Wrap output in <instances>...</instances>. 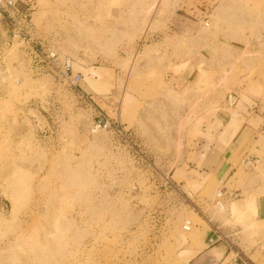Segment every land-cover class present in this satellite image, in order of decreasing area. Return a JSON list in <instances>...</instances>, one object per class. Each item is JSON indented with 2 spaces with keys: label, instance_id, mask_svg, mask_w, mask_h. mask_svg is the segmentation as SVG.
Returning a JSON list of instances; mask_svg holds the SVG:
<instances>
[{
  "label": "rangeland",
  "instance_id": "obj_1",
  "mask_svg": "<svg viewBox=\"0 0 264 264\" xmlns=\"http://www.w3.org/2000/svg\"><path fill=\"white\" fill-rule=\"evenodd\" d=\"M196 1L200 20L180 0H31L34 37L69 57L82 82L33 76L16 50L0 72V264H201L189 250L202 245L206 223L233 230L212 245L226 246L222 264L235 252L238 264H264V218L231 220L229 199L215 206L219 190H244L245 181L244 194L257 185L264 195L262 157L245 169L242 156L235 175L206 186L172 177L195 156L193 120L235 113L239 103L226 97L241 73L256 80L251 95L264 90V0ZM185 19L202 31L166 37ZM222 29L247 47L204 60L226 55L215 44ZM180 71L192 72L198 90L168 88L164 80ZM99 111L123 135L95 130ZM249 171L258 176L245 180Z\"/></svg>",
  "mask_w": 264,
  "mask_h": 264
},
{
  "label": "crops",
  "instance_id": "obj_2",
  "mask_svg": "<svg viewBox=\"0 0 264 264\" xmlns=\"http://www.w3.org/2000/svg\"><path fill=\"white\" fill-rule=\"evenodd\" d=\"M30 2L31 0H20L19 5L24 7L30 4ZM161 2H163V0H161ZM180 2H182L186 11L189 13H196L195 16L198 15L199 20L202 18L201 11L198 13L197 8L195 7L196 3L199 1L180 0ZM170 3H172V0H170ZM201 24V21L198 23H194L190 20L177 21L175 26H173V34L175 36L166 34V37L170 36L173 39L187 37V35L193 37L194 34L197 35L200 33V30L202 31L201 28L199 29ZM147 28H150V25H148ZM197 28L199 30H197ZM227 31L228 32L222 29L218 33L214 32L216 39L215 44L217 48L224 49L226 51V55L218 52V54L204 60L212 61L214 59L227 61L229 55H234L237 48H242L244 50L247 47L249 42H247L246 45V41L243 40L242 36L237 31ZM169 32H171V29ZM216 69L211 71L216 74L218 71L220 72L216 78L215 76H212L214 77V81H217L218 77L222 73L220 71L222 70V67L217 69L218 71ZM224 69L226 70L227 67L225 66ZM203 72L209 73L206 69H204ZM245 76H248L247 73H241L235 82L236 92L233 94L237 97V102L239 103L234 108L235 113L227 115L223 112L225 109H222V111H217L215 109L214 111H216V113H210L211 115L208 116L198 115L193 120L194 125L192 126V130L194 132V138L192 139H195L193 141H195L196 146L188 153H191L192 155L195 154V156L192 159L193 161L191 166H180L172 175V177L176 175L179 177L180 182L184 183L182 184V187L186 186V182L190 183V186H200L206 182V186L210 178H215L216 181L220 182L223 181L229 173L230 177H232L237 173V170L235 171L237 161L245 155L249 157H257L259 159L262 157L264 160V90H262L260 96L251 95L249 88L246 90L248 87L247 84L249 83V86H252L250 84H253L256 80H246ZM210 78L205 79V81L208 82ZM95 81L97 83L98 79H95ZM164 83L174 92L187 93L192 90L196 91L200 87L199 84H197V80L194 81L193 74L190 71L172 73L168 75V77L164 80ZM261 87L264 89V85H261ZM84 90L88 91L85 88ZM95 99L100 101V98ZM114 121L117 120L115 119ZM262 169L264 172V166H262ZM195 172H198L201 175L200 179L196 178V175L194 174ZM256 176L258 175L249 171L248 173L245 172L243 177L245 180L247 178L249 180ZM246 182L247 181L244 182V190L247 188ZM234 190L235 189H233L232 192L228 191V189H223V191L227 194L226 200H230L228 203V213L230 219V215L234 212H238V214H250L256 220L264 218V195H262V193L257 189V185L248 188L246 194L243 193V189L238 188L235 191ZM235 198L236 200L231 201V199ZM202 202L203 204L209 205L210 209L212 200H209V198H203ZM246 204L250 205V210L245 208ZM204 218L207 219V217ZM205 225L207 229L205 230L204 241L201 242L202 245H199V249L196 248L192 251L189 250V252H194L195 257H200V261H203L201 264H222V259L226 255L227 248L222 243H218L214 246L209 243V239L213 238L215 240L217 238L214 233V228L216 227L215 224L208 225L206 223ZM218 229L219 233L222 235L229 233V231H233L232 229L226 227L223 229L219 227ZM216 255H220V259H217L218 257ZM226 264H229V261Z\"/></svg>",
  "mask_w": 264,
  "mask_h": 264
},
{
  "label": "built area",
  "instance_id": "obj_3",
  "mask_svg": "<svg viewBox=\"0 0 264 264\" xmlns=\"http://www.w3.org/2000/svg\"><path fill=\"white\" fill-rule=\"evenodd\" d=\"M20 0H0V72L5 68V63L10 56V52L16 50L27 70L33 76L50 75L61 85H69L76 88L82 82V75L72 72V62L69 57H62L56 50L47 47L43 42L34 37L32 24L30 23L31 5L20 7ZM237 97L230 93L226 97L229 107L237 104ZM94 129L111 130L118 135H123L124 129L120 123L108 118L101 111L95 117ZM260 164L257 157L245 156L241 165L245 169H255ZM227 194L219 190L216 195L215 206L222 211ZM189 223L183 230L189 231ZM216 239H209L210 244L225 239L219 233L218 228H214ZM238 252L233 254L229 264H238Z\"/></svg>",
  "mask_w": 264,
  "mask_h": 264
},
{
  "label": "bare ground",
  "instance_id": "obj_4",
  "mask_svg": "<svg viewBox=\"0 0 264 264\" xmlns=\"http://www.w3.org/2000/svg\"><path fill=\"white\" fill-rule=\"evenodd\" d=\"M224 209V208H223ZM190 229V228H189Z\"/></svg>",
  "mask_w": 264,
  "mask_h": 264
}]
</instances>
